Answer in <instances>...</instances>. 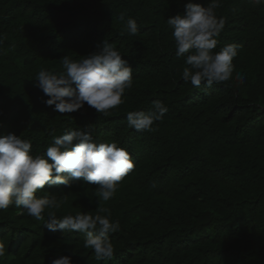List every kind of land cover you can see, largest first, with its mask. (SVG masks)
Instances as JSON below:
<instances>
[{"label":"trees","instance_id":"1","mask_svg":"<svg viewBox=\"0 0 264 264\" xmlns=\"http://www.w3.org/2000/svg\"><path fill=\"white\" fill-rule=\"evenodd\" d=\"M184 3L0 0V135L30 139L32 153L42 154L53 129L59 136L91 124L96 142H116L134 164L108 202L82 180L37 193L66 198L58 217L109 208L121 227L110 236L112 261H96L82 234L50 231L10 206L0 210V264H50L58 255H71L72 264H264V5L222 0L216 14L226 23L213 52L240 46L233 78L194 88L181 79L185 57H176L166 24ZM128 18L140 28L135 36L124 31ZM102 40L132 67L125 102L107 117L87 106L71 114L46 106L35 74L62 71L61 56L81 59ZM155 100L168 108L155 131L129 129L126 113L147 112Z\"/></svg>","mask_w":264,"mask_h":264},{"label":"clouds","instance_id":"2","mask_svg":"<svg viewBox=\"0 0 264 264\" xmlns=\"http://www.w3.org/2000/svg\"><path fill=\"white\" fill-rule=\"evenodd\" d=\"M249 2L254 6L264 5V0ZM221 6L222 0H206L203 5L186 0L184 12L166 20L172 29L176 57H185L181 79L194 88L201 84L211 87L233 78V59L240 46L226 44L219 52H213L226 23L224 16L216 14ZM139 30L137 21L128 18L124 31L135 36ZM3 39L0 37V44ZM60 58L62 71L41 68L33 78L34 86L47 97L43 101L46 106L60 114H71L87 106L107 117L110 110L125 102V92L133 85V70L112 43L102 40L97 50L78 60L67 54ZM235 80L242 84L244 74L236 73ZM167 112V106L155 100L147 112L128 111L127 127L140 133L155 131L153 125ZM93 132L91 124L83 129H66L59 136L53 129L52 144L42 154L32 153L30 139L13 133L0 135V210L14 206L18 214L27 213L38 221H45L44 227L50 231L82 234L84 248L92 251L96 261H112L116 249L110 236L121 227L119 221L111 220L109 208L99 206L95 215L76 212L58 217L57 211L66 198L37 195L46 185L70 186V180H82L96 185L99 201L108 202L114 197L134 164L125 149L116 142H96ZM5 253L6 246L0 242V257ZM50 264H72V257L58 255Z\"/></svg>","mask_w":264,"mask_h":264}]
</instances>
